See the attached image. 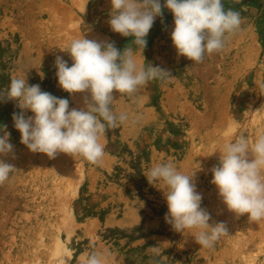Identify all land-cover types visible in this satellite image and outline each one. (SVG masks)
Wrapping results in <instances>:
<instances>
[{"label":"rangeland","instance_id":"obj_1","mask_svg":"<svg viewBox=\"0 0 264 264\" xmlns=\"http://www.w3.org/2000/svg\"><path fill=\"white\" fill-rule=\"evenodd\" d=\"M223 3L240 12L242 30L201 64L177 55L173 14L163 8L136 58L173 78L150 82L135 98L114 91L112 108L128 114L129 122L101 138V166L29 151L12 118L21 110L0 99V126H7L14 146L0 159L15 167L0 185V264H84L92 251L107 252L108 264H264V221L229 212L211 183L226 143L264 132V0ZM111 11L110 0H0V90L13 77H26L29 85L68 99L70 109L84 107V94L59 86L55 58L71 66L66 50L83 35L114 41L121 51L131 45L133 37L111 30ZM136 116L139 121L130 123ZM169 162L195 173L209 223L228 227L229 235L212 249L195 242L194 230L178 233L165 220L163 186L150 185L145 175ZM57 242L63 253L56 254Z\"/></svg>","mask_w":264,"mask_h":264},{"label":"clouds","instance_id":"obj_2","mask_svg":"<svg viewBox=\"0 0 264 264\" xmlns=\"http://www.w3.org/2000/svg\"><path fill=\"white\" fill-rule=\"evenodd\" d=\"M108 21L113 32L133 37L123 51L115 42L87 39L84 35L71 41L66 52L72 64L56 56L59 86L69 93L84 94L82 108H69V100L42 91L39 84L29 85L26 77H13L0 99L16 102L21 110L13 114L14 127L20 132L21 144L33 153L54 159L59 153L80 157L101 166L105 156L106 132L129 122L126 113H116L113 93L135 96L150 82H166L170 71L151 64L138 63L136 52L143 53L155 19L163 8L173 14L172 44L178 56L195 64L206 56L225 50L228 40L242 30L240 12L225 9L223 0H110ZM65 51V50H61ZM264 88V83L259 85ZM30 111L33 115H25ZM139 121L133 117L130 123ZM0 126V156L13 153L10 133ZM14 165L0 159V185L9 181ZM211 183L227 210L236 217L247 214L248 221H264V132L250 140L244 133L223 146L219 164L211 169ZM194 174L187 175L169 162L156 164L145 175L150 185L163 186L168 212L165 220L178 233L194 230V240L204 249H212L221 237L229 235L225 222H213L202 207V195L196 190ZM155 252V249H153ZM108 254L92 251L84 264H108Z\"/></svg>","mask_w":264,"mask_h":264},{"label":"bare ground","instance_id":"obj_3","mask_svg":"<svg viewBox=\"0 0 264 264\" xmlns=\"http://www.w3.org/2000/svg\"><path fill=\"white\" fill-rule=\"evenodd\" d=\"M56 244H57V245H56V249H55V250H56V254H59V253H61V252L63 253L65 250L62 249V247L60 246V243L57 242ZM55 250H54V251H55ZM57 258H58V257H57ZM59 263H61V261H60V260H57V264H59Z\"/></svg>","mask_w":264,"mask_h":264}]
</instances>
